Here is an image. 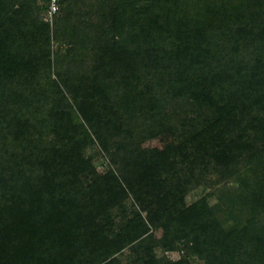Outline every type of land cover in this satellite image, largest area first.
<instances>
[{
    "label": "trees",
    "instance_id": "16d2710c",
    "mask_svg": "<svg viewBox=\"0 0 264 264\" xmlns=\"http://www.w3.org/2000/svg\"><path fill=\"white\" fill-rule=\"evenodd\" d=\"M171 1L117 0L95 38L100 66L83 80L59 70L92 41L77 36L75 19L106 0H62L52 21L58 53L41 0H0V133L22 146L0 157V264H121L128 247L130 264H160L155 247L178 242L206 264H243L237 238L216 219L218 205L185 199L216 168L233 179L249 164L264 167V0H200L192 12ZM144 71L159 78L134 95ZM120 89L130 94L120 98ZM164 98L186 101L192 115L172 125V147L153 156L133 151L135 131L124 117L160 118L166 129ZM119 99L125 103L115 107ZM112 125L116 136L107 135ZM114 137L130 143L116 147ZM96 141L119 177L97 172L88 155ZM122 148L131 162L118 160ZM260 187L253 201L261 214ZM131 197L138 207L117 230L115 211L128 214ZM150 227L165 237L155 241ZM246 230L264 264V229Z\"/></svg>",
    "mask_w": 264,
    "mask_h": 264
},
{
    "label": "rangeland",
    "instance_id": "374dc122",
    "mask_svg": "<svg viewBox=\"0 0 264 264\" xmlns=\"http://www.w3.org/2000/svg\"><path fill=\"white\" fill-rule=\"evenodd\" d=\"M173 1L176 0H172L168 5L173 7L175 5ZM180 1H182L183 11L185 10L188 12H192L195 8H199L198 2H201L200 0ZM221 1L222 0H217V2ZM236 1L237 0H234L233 3ZM116 2L117 0H106L104 5L97 6L93 9H90V7L82 9V12H90L92 14H88L85 17H77L72 27L76 30V34H78L77 36H85L86 33H89L90 36H88V38H92V41L83 46L78 56L70 58L68 62H63V66L59 71L63 73L67 72V74L70 73L75 76L77 75L83 80H91L93 78L95 75V68L98 65L100 66V57H98L100 54L98 53V49L95 48V38L102 36V33L99 30L101 29V24L105 22L107 18L111 17L110 7L116 5ZM205 2L201 3L202 8L210 4V1L208 3L207 1ZM35 13V16L37 17L38 14L36 9ZM142 13L144 12L140 11L138 14V25H136L137 28H135V32L140 34L144 31L142 29L144 27V16ZM37 18L39 19V17ZM40 19L43 22H47L43 17H40ZM83 20H88L90 22L89 24L92 26L87 27V25L83 24ZM49 25L52 50L55 53L61 52V48L56 41L58 38V33H56V30L58 29L56 21L49 23ZM60 40L61 42H65L64 37H61ZM53 72L54 77L56 78L58 70L53 68ZM142 75L144 76H142V83H134V85L132 84L131 86V89H134L135 86L137 87L138 91H133L135 92L134 95L141 94L144 90V86L148 84L147 82L149 80H156L159 78V74L155 72L144 71ZM117 93L120 98L127 97L130 94H125L122 89L118 90ZM124 103L119 99V102L115 101L114 106L116 107L117 104L120 106ZM191 110V106L186 101L177 102L167 99L165 111L170 114L172 121L170 122L169 127L161 130L159 128V124L162 121H160V118L155 121H147L146 119L148 118V115L144 116V114H138L136 116L137 120L133 122L129 116H125L124 121L128 124V128L135 131L136 141L132 145V150L153 156L172 147L176 142L175 133L171 128L173 127L172 125H179L181 122L183 123L185 118L192 115ZM113 128L114 125L108 129L107 135L116 134V132L113 131ZM1 131L3 132L0 133V157L11 158V156L20 153L22 150L20 143L15 142L13 135H10L5 129H2ZM52 139V137H50L49 140L47 139L45 144L49 145L48 142L52 141ZM112 141L116 147L123 148L125 143H130L129 141L126 142L123 137L120 139L119 137H114L112 138ZM122 143L123 145H121ZM123 148L121 152L119 151L118 160L123 163H125V161L131 162L133 155L129 156L127 151ZM88 155L93 158L92 164L98 173L119 177L118 168L111 163L112 161L110 157H107L106 161L102 160V156H106V154L102 151L99 142H95V146L88 151ZM224 175H226V173H223V170L216 168L214 171H210L206 175L205 180H201V183L189 187L185 199L186 206H190L200 200H205V202L212 208L213 206L218 205V211L215 214L216 219L225 233H231L233 235L232 237L237 238L239 243L238 246L241 245L239 253L243 256L241 262H243V264H262V262H260L261 256L253 250L250 242L247 241L249 237L247 236L246 229L252 230L253 232L264 229V213L260 214L258 206L253 201L254 196L260 191V186H264V167L260 164H249L233 179L225 177ZM133 203L136 204L132 197L126 203L129 211L128 214L123 212L125 209H117V211H115V216L113 217H115L117 223V230L120 229L121 225L123 226L126 224L127 220L131 218L129 208L132 207ZM136 207H138L137 204ZM150 233L153 234L155 241L160 242L165 237V232L162 228L153 229L150 227ZM154 252L156 258L160 261V264L170 262L175 263L180 260L188 261L189 264H206V261L201 257L189 254L185 248V244L182 242L176 243L173 250H166L163 247L156 246ZM131 256H133V253L130 247H128L123 252V255L119 256L121 264H130L133 260ZM237 264L240 263L237 262Z\"/></svg>",
    "mask_w": 264,
    "mask_h": 264
},
{
    "label": "built area",
    "instance_id": "2783aa9c",
    "mask_svg": "<svg viewBox=\"0 0 264 264\" xmlns=\"http://www.w3.org/2000/svg\"><path fill=\"white\" fill-rule=\"evenodd\" d=\"M62 0H41V4L46 8L44 19L52 22L61 7Z\"/></svg>",
    "mask_w": 264,
    "mask_h": 264
}]
</instances>
